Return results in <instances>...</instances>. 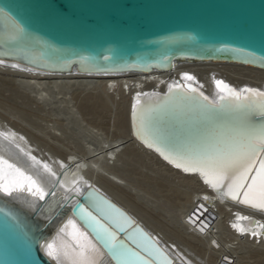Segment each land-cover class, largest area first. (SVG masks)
Masks as SVG:
<instances>
[{
  "label": "bare ground",
  "instance_id": "bare-ground-1",
  "mask_svg": "<svg viewBox=\"0 0 264 264\" xmlns=\"http://www.w3.org/2000/svg\"><path fill=\"white\" fill-rule=\"evenodd\" d=\"M1 80H10L17 91L31 94L37 102L67 100V96H75L76 92L71 91L75 87L82 90L79 92L82 96L89 90L87 94L99 95L107 105L116 108L120 118L124 116L123 122L126 119L125 137L129 136L126 140L122 141L124 136L119 137L120 141L119 138L118 141L108 139L78 153L66 154L61 148L50 145L55 141L53 135L19 128L22 120L19 122L11 111L10 118L0 115L3 117L0 118V157L8 162L3 165L0 183L12 189L11 195L32 199L26 205L33 209L31 212L36 217L46 214L43 209H37V204L61 199L58 207L49 214L50 217L57 215L43 246L44 253L56 264H115L70 211L78 194L90 186L109 195L140 222L165 246L176 264H264V210L242 202L247 187L239 191L236 200L224 196L223 191H228L226 186L214 189L200 173L177 168L175 163L135 137L131 124L135 104L147 94L157 95L176 86L170 96L150 98L140 108L143 115L141 131L162 144L167 152L200 151L249 123L264 125V115L254 109H237L232 107V101L223 100L222 105L230 111L217 115L205 105L208 101L200 93L178 86L187 82L210 101L226 95L217 81H223L237 91L242 86L264 91V68L234 62L185 61L176 63L171 69L147 72L52 74L0 62ZM55 88L61 89L64 96H51L49 92ZM94 98L99 102L97 97L91 102ZM155 100L160 102L155 105ZM156 115H167L163 121L171 122L173 128L175 123L178 128L163 126L155 120ZM53 151L60 155L57 157ZM132 153L149 161L153 173L164 172L160 173V180L169 181V185L161 195L154 196L151 191L156 189L149 191L150 188L146 190L130 179L120 177L123 167L120 165L125 164ZM25 177H31L35 183L31 184ZM227 183L225 181V185ZM134 237L141 242V234L136 232ZM49 245H52L51 249ZM49 251L53 255L50 256ZM135 260L144 264L141 257Z\"/></svg>",
  "mask_w": 264,
  "mask_h": 264
},
{
  "label": "water",
  "instance_id": "water-1",
  "mask_svg": "<svg viewBox=\"0 0 264 264\" xmlns=\"http://www.w3.org/2000/svg\"><path fill=\"white\" fill-rule=\"evenodd\" d=\"M185 61L234 62L264 68V0H0L2 63L52 74H119L171 69ZM180 85L200 93L208 101L205 105L217 115L230 111L222 105L224 95L210 101L187 82ZM175 87L157 95L147 94L131 111L134 136L148 147L152 143L150 148L156 151L159 147L167 152L141 131L140 108L150 98L170 96ZM159 102L155 100V105ZM156 118L163 126L173 128L171 122L163 121L167 115ZM173 124V129L178 128ZM104 199L130 221L117 216L122 225L118 228L104 217L116 232V249L99 239L80 211L87 208L101 215L95 205ZM60 201L37 204V209L46 214L36 217L26 205L32 199L0 191V264H56L44 253L43 246L57 215L49 214ZM70 211L115 264H138L135 259L139 257L154 264L174 263L165 247L99 188L84 189ZM136 232L142 235L140 243L134 237ZM149 236L162 250L160 256L149 250Z\"/></svg>",
  "mask_w": 264,
  "mask_h": 264
},
{
  "label": "snow or ice",
  "instance_id": "snow-or-ice-1",
  "mask_svg": "<svg viewBox=\"0 0 264 264\" xmlns=\"http://www.w3.org/2000/svg\"><path fill=\"white\" fill-rule=\"evenodd\" d=\"M188 79H192V77H188ZM217 84L221 91L226 93L221 99L232 101V107L254 109L264 115V91L253 88L237 91L223 81H217ZM152 146V143H149V147ZM157 151H160L166 160L175 163L177 168H182L184 172L200 173L205 182L211 184L214 189L219 190L226 186L227 195L233 199H238L239 191L247 187L242 202L264 210V125L256 126L249 123L234 130L220 142L200 151H176L173 154L165 152L159 147ZM7 163L0 157V173L3 171V165ZM8 167L13 166L8 165ZM45 167L47 166L45 165ZM15 171L23 176L19 169H15ZM25 180L30 181L31 184L35 183L31 181V177H25ZM225 181L228 182L227 185H225ZM29 190L31 189L29 188ZM0 191L11 195L12 189L0 183ZM37 191L43 196L40 189ZM95 207L101 215H95L87 208H81L82 219L96 231L101 241L112 249H116L119 240L116 232L105 222L104 217L116 224L118 228L122 225L117 216L125 222H130L129 218L106 199L97 203ZM147 239L152 241L150 236ZM51 248L52 245H49V249ZM149 250L156 256L162 254V250L155 241H152ZM48 254L51 256L53 252L49 251ZM143 259L144 264H154L153 260L146 257ZM165 264H171V261H165Z\"/></svg>",
  "mask_w": 264,
  "mask_h": 264
},
{
  "label": "rangeland",
  "instance_id": "rangeland-1",
  "mask_svg": "<svg viewBox=\"0 0 264 264\" xmlns=\"http://www.w3.org/2000/svg\"><path fill=\"white\" fill-rule=\"evenodd\" d=\"M76 88L78 87L71 90L73 94L76 92L74 97L70 98V96H67V100L57 99L55 102L48 101L46 103L44 101H34L35 99L31 94H24L17 91L10 80H1L0 112L2 114L0 115H5V117L3 116L4 118L8 116L10 118L11 113H14L19 122L22 120L19 128L22 129L23 127V129L25 128L28 132L40 130L42 134L53 135L55 141L50 142V145L54 146L56 149L61 148V151L63 150L66 154L78 153L83 148L94 147L97 143L108 139L115 138L116 140L114 139V141H118L117 138L124 136L121 138L122 141H124L129 137H125L127 136L126 119L123 122L124 116L122 117L123 119L120 118L121 115L113 105H107L108 103L106 104L99 95L93 94L96 96H92L90 93L87 94L86 92H89V90L83 93L82 96L79 93L82 90ZM56 89L57 88H55V90ZM55 90H51L49 94L58 98L64 96V94L61 93V89ZM66 91L67 90H64L63 92ZM71 91H69V95H71ZM42 94L44 95L45 93L43 92ZM86 94L88 96L85 97ZM91 97H97L99 102L96 101V98H94V102H91ZM102 101L104 103H102ZM2 116H0V118H3ZM27 122L29 125H27ZM52 154L57 157L60 155L58 152L55 153V151H53ZM148 162L149 161L144 159L142 155L132 153L127 162L120 165V167H123L120 168L121 174L119 175L121 178L125 177L130 179L132 183H137V186L146 190L148 188H150L148 189L149 191L156 189L151 192H154V196H159L165 191V187L169 185V181L162 182L160 180L162 176L160 173L164 172L153 173L149 169L150 164ZM145 165L149 166L146 168Z\"/></svg>",
  "mask_w": 264,
  "mask_h": 264
}]
</instances>
